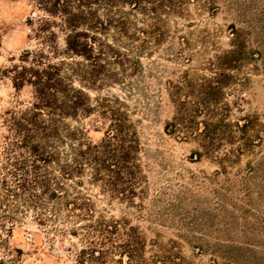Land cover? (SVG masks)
Segmentation results:
<instances>
[{"label":"rangeland","instance_id":"374dc122","mask_svg":"<svg viewBox=\"0 0 264 264\" xmlns=\"http://www.w3.org/2000/svg\"><path fill=\"white\" fill-rule=\"evenodd\" d=\"M176 1L177 10H158L164 21L151 12L133 17L142 27L166 30L139 58L138 70L112 64L118 79L87 90L93 102L121 98L137 124V193L105 194L89 173L82 190L105 216L138 229L147 264H264V0ZM45 19L30 0H0V173L15 170L4 168L1 156L2 114L32 98L30 87H13L6 70L25 50H47L36 33ZM174 116L179 127L169 133ZM43 189L37 203L11 198L4 228L12 230L0 226V259L76 264L83 244L71 233L76 223L47 218ZM4 214L0 209V222ZM120 261L127 256L116 253L112 264Z\"/></svg>","mask_w":264,"mask_h":264},{"label":"trees","instance_id":"16d2710c","mask_svg":"<svg viewBox=\"0 0 264 264\" xmlns=\"http://www.w3.org/2000/svg\"><path fill=\"white\" fill-rule=\"evenodd\" d=\"M30 3L35 10L47 13V19L36 29L37 38L47 50H25L19 62L6 70L13 87H30L32 98L28 104L2 114L6 134L1 156L4 168L15 170L0 173V209L5 213L0 226L7 232L12 230L4 228L10 221L6 213L11 198L37 203L38 192L44 187L47 218L76 223L71 233L83 242L76 253V264H112L116 253L120 260L127 256L125 264H147L142 256L145 243L138 229L127 221L105 216L82 190L83 177L89 173L91 183L99 185L105 194L131 198L142 175L138 127L127 104L114 95L93 102L87 90L100 88L107 78L118 79L112 64L121 66L123 72L127 66L138 70L139 58L152 43L165 38L166 30L142 27L133 17L151 12L155 15L152 18L164 21L158 10H177V1ZM60 38L64 48L59 53ZM86 119H91V125L83 124ZM178 125L174 116L166 125L167 132L175 133ZM91 129L102 131V137L92 139L88 134ZM26 194L28 198L23 197ZM17 262L19 258L15 257L0 259V264Z\"/></svg>","mask_w":264,"mask_h":264}]
</instances>
